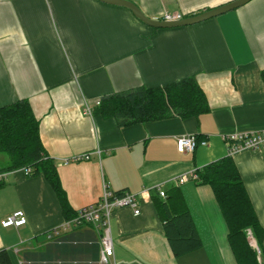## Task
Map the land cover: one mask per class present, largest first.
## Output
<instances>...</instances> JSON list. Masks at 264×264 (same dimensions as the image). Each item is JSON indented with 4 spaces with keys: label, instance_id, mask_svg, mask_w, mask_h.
Listing matches in <instances>:
<instances>
[{
    "label": "crops",
    "instance_id": "1",
    "mask_svg": "<svg viewBox=\"0 0 264 264\" xmlns=\"http://www.w3.org/2000/svg\"><path fill=\"white\" fill-rule=\"evenodd\" d=\"M141 13L190 17L235 0H128ZM264 0L178 28H152L122 7L98 0H0V107L28 101L39 121L45 154L54 160L70 209L94 203L103 186L141 194L140 213L110 217L114 264H236L227 230L208 186L179 185L201 247L174 256L154 205L180 175L227 156L220 135L264 129ZM193 77L209 111L198 118L118 127L113 118L85 114L86 104L137 87H161ZM204 139L207 146L181 154L176 139ZM99 151V155L97 154ZM90 153V160H60ZM4 159V158H3ZM264 230V150L231 156ZM0 222L16 210L18 229L0 225V250L11 264H100V231L81 225L63 231L66 217L43 176L2 171ZM56 230L52 240L47 233ZM254 239V238H253ZM257 246V243L254 239ZM258 247V246H257ZM264 264V238L259 242Z\"/></svg>",
    "mask_w": 264,
    "mask_h": 264
},
{
    "label": "trees",
    "instance_id": "2",
    "mask_svg": "<svg viewBox=\"0 0 264 264\" xmlns=\"http://www.w3.org/2000/svg\"><path fill=\"white\" fill-rule=\"evenodd\" d=\"M261 80L264 84V70ZM208 111L204 93L195 79L188 77L161 87H137L111 94L101 99L93 114L113 118L118 127H125L171 117L198 118ZM0 154L8 157V165L2 171L26 167L32 176H43L53 189L62 214L66 219L74 215L61 187L54 160L45 154L39 138V121L28 101L19 100L0 107ZM195 173L197 180L194 182L208 186L213 193L235 263L259 264L257 254L249 244L247 231L251 232L260 251L259 242L264 238V230L231 157L221 158ZM164 194L165 198L154 197V205L171 252L177 257L197 250L201 247V240L179 186H171ZM0 264H11L5 250H0Z\"/></svg>",
    "mask_w": 264,
    "mask_h": 264
},
{
    "label": "built area",
    "instance_id": "3",
    "mask_svg": "<svg viewBox=\"0 0 264 264\" xmlns=\"http://www.w3.org/2000/svg\"><path fill=\"white\" fill-rule=\"evenodd\" d=\"M185 18L181 14H169L165 13L161 20L163 21H177ZM100 105V100L94 103L95 107ZM84 112L89 117L93 116L92 107L85 106ZM220 138L226 147L227 156L231 157L240 151H263L264 150V129L260 130H247V131H236L226 134H221ZM207 146V142L204 139H198L195 135H183L176 139L177 151L181 154L192 153L198 147ZM99 155V151H97ZM90 160V153H83L71 158H66L60 160L63 165L70 163L83 162ZM13 171H21L26 176L31 175L29 168L23 167ZM6 173L0 172V185L5 179ZM197 175L195 172H190L188 174H183L171 181L173 186H179L188 181H196ZM158 197L165 198L164 187L162 184L157 185L153 188ZM148 191L144 190L140 194H132L128 192H123L121 195H117L103 186L102 192L98 200L94 203L88 204L76 210L74 215L61 224V229L63 231H69L81 225L92 226L95 230L100 231L99 239V263L100 264H114V252H113V242L110 232V217L112 213L121 208H129L132 210L133 215H138L140 213L139 199L141 194ZM26 216L23 211L16 210L12 212L9 216L0 222L2 228H14L18 229L26 224ZM58 232L56 230L47 233L46 238L52 240L56 238ZM247 238L251 247L255 250L257 257L259 258L260 252L256 246L252 234L247 231ZM259 261V259H258Z\"/></svg>",
    "mask_w": 264,
    "mask_h": 264
},
{
    "label": "water",
    "instance_id": "4",
    "mask_svg": "<svg viewBox=\"0 0 264 264\" xmlns=\"http://www.w3.org/2000/svg\"><path fill=\"white\" fill-rule=\"evenodd\" d=\"M98 1L106 3V4L122 7V8L129 10L137 20H139L141 23H143L146 26H149L152 28L167 29V28H178V27L190 26V25H194V24L209 20L218 15H221L226 12L237 9L245 5L251 0H235L233 2L220 6L218 8H215V9H212L206 12H202V13L190 16V17H185L177 21H163V20L149 19L145 17L141 13V11L128 0H98Z\"/></svg>",
    "mask_w": 264,
    "mask_h": 264
},
{
    "label": "rangeland",
    "instance_id": "5",
    "mask_svg": "<svg viewBox=\"0 0 264 264\" xmlns=\"http://www.w3.org/2000/svg\"><path fill=\"white\" fill-rule=\"evenodd\" d=\"M8 162V157L4 154H0V160H4V159Z\"/></svg>",
    "mask_w": 264,
    "mask_h": 264
}]
</instances>
